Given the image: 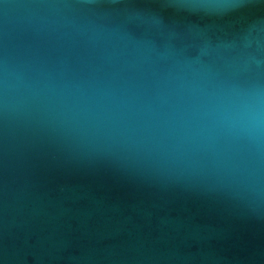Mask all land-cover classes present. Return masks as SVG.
Masks as SVG:
<instances>
[{
	"label": "water",
	"instance_id": "1",
	"mask_svg": "<svg viewBox=\"0 0 264 264\" xmlns=\"http://www.w3.org/2000/svg\"><path fill=\"white\" fill-rule=\"evenodd\" d=\"M0 264H264V0H0Z\"/></svg>",
	"mask_w": 264,
	"mask_h": 264
}]
</instances>
